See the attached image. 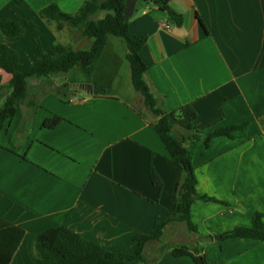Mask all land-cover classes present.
<instances>
[{"label":"crops","instance_id":"1","mask_svg":"<svg viewBox=\"0 0 264 264\" xmlns=\"http://www.w3.org/2000/svg\"><path fill=\"white\" fill-rule=\"evenodd\" d=\"M84 1L25 0L18 5L0 0V44L19 53L21 72L41 57L30 38L6 37L1 22L25 18L40 23L39 10L57 4L75 14ZM168 4L182 16L181 26L150 4L139 6L130 19L131 33L148 38L141 58L160 106L171 112L192 105L198 114L195 125L206 135L247 126L235 138L190 145L198 195L219 201L192 205L198 233L189 232L185 223L170 222L159 240L145 245L144 261L125 264H196L173 252L182 246L194 251L206 237H212L202 243L208 264H264V243L220 238L250 227L254 214L264 215V128L259 120L264 113V0ZM109 13L99 11L93 20ZM77 31L58 33L41 25V39L47 48L90 49V39ZM127 55V42L108 35L88 71L77 65L66 74L28 79L27 103L0 133V217L26 232L11 264H39L37 237L60 226L111 251L133 254V238L149 234L173 213L181 170L168 160L151 125L157 119L134 88ZM1 74L7 85L11 76ZM55 115L63 121L44 129V121ZM174 134L183 132L175 129ZM151 164L162 187L150 180Z\"/></svg>","mask_w":264,"mask_h":264},{"label":"trees","instance_id":"2","mask_svg":"<svg viewBox=\"0 0 264 264\" xmlns=\"http://www.w3.org/2000/svg\"><path fill=\"white\" fill-rule=\"evenodd\" d=\"M144 5L156 3L158 8L169 14L170 19L177 25H182V16L170 8L168 0H141ZM18 5H24L25 0H15ZM126 0H85L75 14L63 12L57 4H51L38 12L36 16L46 27L60 33L65 27L79 30L81 36L92 40L88 50H75L71 46L57 44L47 48L41 39V25L25 18L5 19L1 22L2 33L10 39L30 38L41 57L40 62L26 72L20 71V55L7 45L0 44V100L6 96L0 107V133L7 122L12 120L19 107L28 101V79L49 78L52 75L66 74L77 65H82L88 71L94 63L98 51L106 45V37L114 35L123 38L128 45L127 59L132 68L133 85L143 98L145 108L157 119L152 127L169 153V161L178 166L181 176L176 184L175 208L171 216L154 225L149 234H140L133 238L134 253L126 254L119 250L111 251L104 244L89 241L70 229L60 226L51 229L37 237L35 250L39 255V264H125L127 261H144L143 251L149 241L159 240L163 229L170 222L185 223L189 232L198 233L191 220L192 205L196 200L219 202L214 198L199 196L196 190L198 181L192 161L191 144L204 142L209 146L217 137L226 136L235 138L236 132L244 131L246 124L231 126L216 130L206 135L199 130L195 122L198 114L192 105L183 106L175 111L168 112L162 108L158 99L151 91L146 79L148 67L141 58V51L148 38L144 35H134L130 31V20L124 19ZM99 11H108L103 19L93 20ZM4 72L11 76L7 85L2 84ZM61 94V92H58ZM139 114L143 116L139 112ZM264 128V113L259 116ZM63 119L52 116L43 123V128L52 130ZM182 131L176 136L174 130ZM0 145V149H1ZM154 154L152 153V156ZM150 180L153 185L162 187V180L153 164L150 165ZM264 215L254 214L250 227H237L221 235L222 240L253 239L264 243ZM26 232L0 217V264H11L14 255L20 247ZM212 237H206L191 251L189 247L182 246L173 252L174 257H190L196 264H208L203 252L202 243Z\"/></svg>","mask_w":264,"mask_h":264},{"label":"water","instance_id":"3","mask_svg":"<svg viewBox=\"0 0 264 264\" xmlns=\"http://www.w3.org/2000/svg\"><path fill=\"white\" fill-rule=\"evenodd\" d=\"M138 0H126L125 8H124V19L129 21L136 12L140 10V7L137 6ZM156 3L150 4L151 8L157 7Z\"/></svg>","mask_w":264,"mask_h":264},{"label":"rangeland","instance_id":"4","mask_svg":"<svg viewBox=\"0 0 264 264\" xmlns=\"http://www.w3.org/2000/svg\"><path fill=\"white\" fill-rule=\"evenodd\" d=\"M144 4H143V2L141 1V0H139V3H138V6H143ZM65 28H67L68 30H74V29H72V28H70V27H65ZM76 32H78L77 30H76ZM79 34V33H78ZM81 34V33H80ZM86 40H88V39H86ZM89 42H90V45H92V43H91V41L89 40ZM89 48L91 47V46H88ZM88 48H86L85 50H87ZM57 78H60V79H64V75H59ZM61 82H64V80H62Z\"/></svg>","mask_w":264,"mask_h":264},{"label":"built area","instance_id":"5","mask_svg":"<svg viewBox=\"0 0 264 264\" xmlns=\"http://www.w3.org/2000/svg\"><path fill=\"white\" fill-rule=\"evenodd\" d=\"M167 28H168V26H167Z\"/></svg>","mask_w":264,"mask_h":264}]
</instances>
